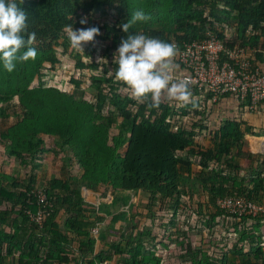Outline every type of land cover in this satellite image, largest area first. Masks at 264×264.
Listing matches in <instances>:
<instances>
[{"label":"trees","instance_id":"1","mask_svg":"<svg viewBox=\"0 0 264 264\" xmlns=\"http://www.w3.org/2000/svg\"><path fill=\"white\" fill-rule=\"evenodd\" d=\"M102 6H120L124 12L100 26L91 24L100 30L96 37L103 42L99 50L103 59L83 60L77 50L71 55L65 27L85 28L88 22L80 24L81 17L88 21ZM20 7L28 13L29 31L36 33L37 58L17 63L11 73L0 62V112L5 123L0 125V151L4 153L0 162V264H110L109 260L113 264H159L154 250L167 242H179V236L187 239L178 257L189 255V264H264V218L232 213L214 203L216 196L223 195L264 202V177H253L251 166L257 157L264 166V157L244 137L259 133L239 117L225 118L210 127L206 112L211 92L195 85L191 86L195 108L167 101L151 110L145 104L137 105L127 87L114 82L118 66L114 56H108L127 35L119 25L143 9L151 19L137 22L130 32L175 43L178 49L186 40L214 33L225 46L236 43L255 59L264 60V0H23ZM225 26L234 31L226 35ZM93 50L91 44L85 53L91 55ZM64 52L77 71L76 76H69L73 88L43 85L48 70L61 64ZM90 69L94 71L86 74ZM83 83L94 89L89 96L80 88ZM222 95L230 96L225 92L216 99ZM258 105L263 107L264 102ZM42 135L57 140L65 153L61 165L80 169L79 176L37 177L45 152H56L44 146ZM182 150L193 154L202 169L213 162L222 166L201 169L192 178L189 160L179 155ZM236 156L242 157L241 165ZM11 158L29 163L24 176L14 174L10 167L1 169ZM224 168L233 174L248 168L249 180L246 176L235 179ZM183 176L189 177L188 182ZM196 183L205 190L213 209L201 212L202 221L209 225L223 220L231 238L228 247L211 259L200 254V246L179 228L176 218V210L191 197L188 187ZM83 190L110 200L94 203L82 196ZM124 190L145 193L150 227L134 222L146 214L142 207L134 206L129 213L110 206L118 200L116 191ZM156 198L160 206L153 213L149 207ZM38 210L42 215L35 219ZM192 213L190 209L187 217ZM154 216L157 228L153 227ZM121 218L127 231L116 235L109 225ZM92 227L97 229L95 234Z\"/></svg>","mask_w":264,"mask_h":264},{"label":"rangeland","instance_id":"2","mask_svg":"<svg viewBox=\"0 0 264 264\" xmlns=\"http://www.w3.org/2000/svg\"><path fill=\"white\" fill-rule=\"evenodd\" d=\"M123 8L120 6L114 7V6H102L98 8L89 18H88V23L85 28L92 27L91 24H96L97 26H100L101 23L103 22H110L114 17L117 16H123ZM94 47L93 53L91 55H88L85 53V50L88 46ZM103 44L102 41L97 39L95 37L93 42H88L83 45V51H78L81 54V57L83 60L85 59H92L97 62L103 59V57L99 54V50L101 45ZM68 46V47H67ZM66 48H70V45H67ZM60 47H56V50H60ZM76 50H72L71 55L74 54ZM115 52H108V56H114ZM70 56V55H69ZM71 57V56H70ZM105 58L104 60H107ZM71 60V59H70ZM68 59L67 53L64 52L61 56V64L66 65V67H60L56 69H50L51 76L48 79V82L57 86H60L61 88H66L68 90H71L73 88L72 84L69 85V69L72 68V65L70 64V61ZM94 70H86V74L92 72ZM175 79H179L177 75V71L173 74ZM69 86V87H67ZM86 89V92L92 93L94 89L87 87L86 83H83L80 88ZM79 89V88H78ZM92 91V92H91ZM206 117L208 120V125L210 127H215L221 120L225 118H234V117H239L241 119L246 120V124L254 133H259L261 135V130L264 129V106L262 107L261 105H256L255 107H248L246 105L239 104L238 101L232 97V96H221V98L217 99L214 102L209 101V107L207 108L206 112ZM4 117L2 116L0 112V125H2L4 122ZM184 118V117H183ZM5 124V123H4ZM251 133H245L244 137L252 142L254 144V152L259 154L260 156H263L264 153V140H258L254 139V137H249ZM254 135V134H253ZM257 135V134H256ZM264 136V135H262ZM42 138L44 140V146L49 147L52 149H55L56 152H52L48 150L45 152V158L42 160L40 164H38L37 167V177L42 178L44 175L48 176H53V175H58L59 177H65L68 174L75 173L76 176L80 175V169L77 168H68L67 166L61 165V160L65 159V153L63 152V149L59 147L57 144V140L54 137H49L46 135H42ZM264 138V137H262ZM198 141L203 142L202 137L198 138ZM252 139V140H251ZM56 142V144H55ZM210 142V140H209ZM206 142H204L205 144ZM252 144V143H251ZM60 149V150H59ZM62 150V151H61ZM263 152V153H261ZM179 155L182 157H185L189 160L190 162V170H189V175L193 176L192 178H197L203 171H208L210 166H215L216 168H220L222 164L218 162H213V165H208L207 168L202 169L199 165H197L196 158L193 154H189L186 152V150H182ZM4 153L0 151V162L3 160ZM258 158V157H257ZM255 159L253 161L251 166H254L253 170V177L258 174L259 176L264 177V166L261 164L259 160ZM235 161H238V165H241L242 163V157L236 156ZM264 160V159H263ZM258 161V162H257ZM257 163V165H256ZM264 163V162H263ZM250 166V165H249ZM9 167L13 169V173L24 176V172L28 170L29 163L27 164H21L18 159L16 158H11L10 161L3 163L1 169L8 170ZM241 167V166H240ZM202 169V170H201ZM248 168H239L237 174H233L232 171H230L228 168H224L223 172H226L227 174H233V177L235 179H238L239 177L241 178L242 176H246L248 178L249 172H247ZM183 170H185L183 168ZM184 174V172H182ZM244 175H243V174ZM184 180L188 182L189 177L183 176ZM249 180V178H248ZM185 184V183H184ZM184 184H180L179 187L183 188ZM247 185V183H246ZM103 189V187H102ZM203 188L201 187L200 183H196V186L192 185L191 187H188L189 193H190V198L189 196L186 197L185 199V206L182 208H178L176 210L177 212V222L179 228L186 230L188 234H190V240L200 246V254L202 256H208V259H211L212 256L217 257L218 254L221 252V249H226L228 245L231 243L230 241V235H228L227 230H224L223 226L226 225L224 221L220 220L221 222H212L209 225L205 224L202 220V211L207 210L208 212L213 211L209 205L211 203L207 202V194L205 190H202ZM82 196L86 200H92L94 203L100 202V203H108L109 202V197H103L97 192L93 191H87L83 190L82 191ZM115 196L118 198V200L114 203H111V207L113 210H118L120 211L121 209H126V211H129V213H132V210H134V206L142 207V212H145V215H142L140 218H137L134 220L135 224L138 226H141L142 224L145 223L144 226L150 227V217H151V212H147L145 210V204L144 202H147V198L145 193L143 192H137L135 193L133 190H124V191H116ZM187 204L190 206L187 207ZM160 206V201L158 198L155 199L154 204H152L149 208L153 213H156L158 207ZM162 206V205H161ZM198 206V207H197ZM197 207V208H196ZM196 208V209H195ZM192 210V215L187 217V213ZM125 220L124 219H119L116 220L112 223H110L109 227L111 230L116 231V235L122 233L125 230ZM157 221L155 220V216L153 217V227L157 228L156 226L158 225L156 223ZM219 223V224H218ZM224 224V225H223ZM124 228V229H123ZM123 229V230H122ZM99 230V228H98ZM108 230V229H107ZM97 231V229H96ZM229 232V231H228ZM178 235L180 234L179 231L177 232ZM95 234V233H93ZM92 235V234H91ZM173 238V235L171 236ZM179 242H167L165 246H157V249H155V254L159 258V264H189L190 258L189 255L184 254V257L182 258L181 256L178 257V254H180V251L183 250V245H185V239L179 236ZM121 242H123V239H120ZM222 246V247H221ZM264 248V247H263ZM264 252V250H263ZM261 255V254H260ZM259 256V255H258ZM262 256H259L258 261L261 262ZM236 259V258H234ZM110 264H113V260L107 261ZM103 264H106L105 262ZM226 264H231L230 262Z\"/></svg>","mask_w":264,"mask_h":264},{"label":"clouds","instance_id":"3","mask_svg":"<svg viewBox=\"0 0 264 264\" xmlns=\"http://www.w3.org/2000/svg\"><path fill=\"white\" fill-rule=\"evenodd\" d=\"M22 4L23 0H0V62L9 73L16 69L17 63L37 58V49L33 47L36 44V33L29 31L28 13L20 7ZM150 19V14L140 9L134 11L127 22L119 25L127 35L121 37L114 53L113 59L118 66L114 72V82L125 85L129 90V98L137 105L145 104L148 110L159 108L162 101L175 102L178 107L189 104L197 107L191 91L193 81L187 78L175 79L173 75L179 67L175 63L178 46L143 33L130 32L137 22L146 23ZM79 23H87V18L81 17ZM64 31L70 47L77 51H83V45L93 42L100 34L96 26L73 28L68 25ZM60 67L66 65L60 64L54 69ZM68 74L76 76L77 71L70 68ZM51 75L48 70L43 85L68 90L49 83ZM68 84L71 85L70 82Z\"/></svg>","mask_w":264,"mask_h":264},{"label":"built area","instance_id":"4","mask_svg":"<svg viewBox=\"0 0 264 264\" xmlns=\"http://www.w3.org/2000/svg\"><path fill=\"white\" fill-rule=\"evenodd\" d=\"M233 31L232 27L224 28L226 35ZM175 63L179 66L176 70L179 79H191L198 89H208L211 102L225 92L248 107L264 102V60L255 59L236 43L225 46L214 33L184 41ZM214 203L232 213L264 218V202L260 200L223 195L216 196ZM41 215L37 211L35 219ZM91 232L95 233L96 227H92Z\"/></svg>","mask_w":264,"mask_h":264},{"label":"crops","instance_id":"5","mask_svg":"<svg viewBox=\"0 0 264 264\" xmlns=\"http://www.w3.org/2000/svg\"><path fill=\"white\" fill-rule=\"evenodd\" d=\"M253 137H254V139H257V141H258V140H264V138H261V137H256V136H253ZM252 145H254V144H253V141H252Z\"/></svg>","mask_w":264,"mask_h":264}]
</instances>
